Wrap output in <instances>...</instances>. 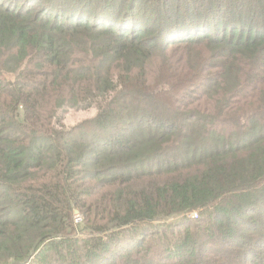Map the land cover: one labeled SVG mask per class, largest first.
Returning a JSON list of instances; mask_svg holds the SVG:
<instances>
[{
    "label": "trees",
    "instance_id": "obj_1",
    "mask_svg": "<svg viewBox=\"0 0 264 264\" xmlns=\"http://www.w3.org/2000/svg\"><path fill=\"white\" fill-rule=\"evenodd\" d=\"M0 264H264V0H0Z\"/></svg>",
    "mask_w": 264,
    "mask_h": 264
},
{
    "label": "rangeland",
    "instance_id": "obj_2",
    "mask_svg": "<svg viewBox=\"0 0 264 264\" xmlns=\"http://www.w3.org/2000/svg\"><path fill=\"white\" fill-rule=\"evenodd\" d=\"M69 121L75 122L74 120H71V119H70ZM196 211H197V210H196ZM75 212H78V211L75 210V211L73 212V214H74ZM186 213H188V212H186ZM186 213H185V215L188 216L189 213H188V214H186ZM79 215H80V217L78 218L79 220H78L77 222H74V219H73L74 224H81V223H82V220H83L82 215H81V214H79ZM181 216H182V215L171 216V217H168V218H166V219H163V220H161V221H159V222H164V221H167V222H176L177 220H179V218H180ZM188 218H189V217H188Z\"/></svg>",
    "mask_w": 264,
    "mask_h": 264
},
{
    "label": "built area",
    "instance_id": "obj_3",
    "mask_svg": "<svg viewBox=\"0 0 264 264\" xmlns=\"http://www.w3.org/2000/svg\"><path fill=\"white\" fill-rule=\"evenodd\" d=\"M189 213V215L188 216H186V217H189V218H196L197 217V211L195 210V211H190V212H188ZM188 213H186V214H188ZM80 217V215H79V213L78 212H75L74 214H73V219H74V222H77Z\"/></svg>",
    "mask_w": 264,
    "mask_h": 264
}]
</instances>
